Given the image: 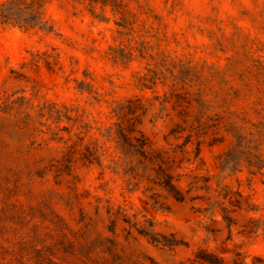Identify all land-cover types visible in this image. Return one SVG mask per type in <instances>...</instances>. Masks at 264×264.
<instances>
[{
    "label": "rangeland",
    "instance_id": "1",
    "mask_svg": "<svg viewBox=\"0 0 264 264\" xmlns=\"http://www.w3.org/2000/svg\"><path fill=\"white\" fill-rule=\"evenodd\" d=\"M44 19L51 29L21 26L30 33L31 47L24 49L27 60L21 64L27 71L10 69L0 82V254L27 249L31 264H43L50 249H34V243L55 240L67 246L96 235L103 226L116 246L124 234L121 224L130 223L132 217L118 214L120 208L114 213L112 200L98 195L116 191L108 187L115 181L93 170L103 153L99 141L88 138L92 124L80 123L83 111L77 101L84 92L92 95L95 85L87 81L94 66L104 74L102 95H112L104 85L121 88L111 108L121 128L129 124L116 111L132 100L134 113L128 118H138L135 129L154 148L180 153L185 144L191 149V155L178 157L184 158L182 166L172 170L181 192L185 179L205 187L211 181L210 176L183 172L186 162L196 159L201 169L208 163L202 156H214L229 175L247 170L245 181L237 176L234 187L224 185L222 200L215 202L224 213V227H209L208 232L213 240L223 236L230 242L239 226L237 234L247 232L255 242V221L247 213L260 207L252 199L261 198L264 168L251 167L247 151L250 133L257 134L255 124L264 126V0H49ZM132 65L139 70L131 74L134 86L117 85ZM92 99L101 104L100 95ZM157 104L169 118L160 147L138 128ZM96 115L101 120L94 118L93 124L109 119L106 110ZM127 170L123 176L131 178L123 188L132 194L139 183ZM148 184L161 191L146 188L145 193L170 195ZM244 187L252 189L248 196ZM125 191L119 192L121 199ZM143 195L135 202L147 212L150 195L147 200ZM202 199L210 198H192L193 215L211 210L196 207ZM230 251L201 248L195 252L196 264H238L242 252L229 257Z\"/></svg>",
    "mask_w": 264,
    "mask_h": 264
},
{
    "label": "clouds",
    "instance_id": "2",
    "mask_svg": "<svg viewBox=\"0 0 264 264\" xmlns=\"http://www.w3.org/2000/svg\"><path fill=\"white\" fill-rule=\"evenodd\" d=\"M3 3L4 0H0V4ZM29 35L30 33L14 21H0V82L8 78L10 69H15L17 73L27 71V69H21V64L26 63L27 60L23 55L24 49L31 47V42L28 40ZM80 70L83 71V67ZM137 71L139 70L132 65L129 72L124 73L117 81V85L134 86L131 74ZM89 72L91 75L87 83L94 84L95 87L91 90V96L88 92H84L77 101L83 111L80 123L92 124L88 138L98 140L103 153L99 159L94 161L93 170L105 172L110 180L115 181L108 187L116 189L114 192L98 193V195L103 196L105 202L112 200L111 208L114 213L117 208H120L121 212L118 214L127 215L132 219L128 225L121 224L124 234L119 237V243L116 246L111 243V240L116 238L105 231L103 226L96 235H88L83 239L71 241L67 246H60L55 240L34 243V249L43 247L50 249L43 264H196V251L201 248L215 249L217 247L231 249L228 253L229 257H233L236 251L242 252V255L236 258L238 264H264V188H261L260 200H256L255 197L252 199V203L259 204L260 207L256 211L247 213V216L255 221L253 227L257 236L255 242H250L247 232L238 235L239 226L232 231L233 239L230 242L223 236L213 240L208 232L209 227H224V213L220 211L219 206H215V202L222 200L220 192L225 184H232L234 187L237 176L241 181L246 180V169L244 172H237L236 175H229L227 170H220L217 166L219 161L215 160L214 156L211 158L202 156L201 159L207 160L208 163L204 164L201 169H197L200 159H196L191 163L186 162L183 172L200 177L210 176L211 181L206 185V190L201 191V188L205 187L202 182L190 185L185 179L182 181L184 192L177 189L173 195L165 193L157 197L159 203L150 201L147 205V212L139 202H135V197L140 196L141 193H144L141 197L143 200H147L151 193H145V189L149 187L148 181L139 176L133 181V183H139L136 192L128 194L123 188V183L131 178L123 176L125 167L136 166L138 154L129 151L128 155H125L118 139L121 125L117 123L116 115L111 113V108L116 106L112 103L113 100L122 95L121 88L104 85V92H111L112 95H102L101 76L104 74L100 73L95 66L90 68ZM92 77H95V80ZM77 78L85 79L79 75V72ZM24 86L23 84L17 85V87ZM28 87L30 88V85ZM97 95L101 96V104H96L92 99V96ZM102 110H106L109 119L93 124L94 118L101 120V116H97L96 113ZM73 115H80V113H73ZM142 119L143 123L138 125V128L157 142L154 146H164L161 137L165 132L164 126L169 120L166 112H162L157 104ZM187 154H192L191 149H188ZM140 159L142 160V157ZM261 178H264V175ZM189 187H192L191 192H187ZM255 187L256 185L253 184V188ZM120 191H125V199L119 197ZM152 191L160 192L161 189L152 186ZM241 191L248 196L252 189L244 187ZM186 192L187 195H185ZM193 197L210 198L198 200L196 207L211 210L205 214L193 215L189 211L193 207ZM108 206L105 203V207ZM223 206L228 207L226 201H223ZM128 232H131V235H128ZM124 236H127V239ZM26 262L31 264V255L27 249L19 253L14 251L6 255L0 254V264H26Z\"/></svg>",
    "mask_w": 264,
    "mask_h": 264
},
{
    "label": "trees",
    "instance_id": "3",
    "mask_svg": "<svg viewBox=\"0 0 264 264\" xmlns=\"http://www.w3.org/2000/svg\"><path fill=\"white\" fill-rule=\"evenodd\" d=\"M47 1L49 0H7L0 4V21H14L24 27L41 26L51 29L52 26L48 25V21L44 19V5ZM133 103L134 101L129 100V104L119 106L116 111L121 122H128L129 124L126 128L122 127L120 130L122 150L126 156L129 151L138 154L136 166L129 167L126 173L134 178L139 176L147 179L149 183L161 186L170 195H173L179 188L175 183V176L172 174V170L174 167L182 166L184 158L179 159L178 157L187 153L185 144L179 146L180 153L177 150L154 148L144 133L135 129V123L138 118H128V114L134 113ZM255 126L257 134L254 132L250 133L252 138L249 140L247 154L250 166L262 170L264 168V126L262 124H255ZM256 135L260 137L257 139L255 138ZM177 153L178 155H176ZM141 157L142 160L140 159ZM149 173L151 175H148ZM151 189L148 188L150 191ZM201 189H206V187ZM156 198L157 195L155 193L150 195L151 201L159 203ZM251 209L256 210L257 208ZM225 212L227 213L226 210Z\"/></svg>",
    "mask_w": 264,
    "mask_h": 264
}]
</instances>
